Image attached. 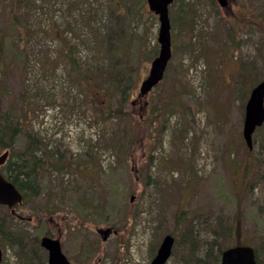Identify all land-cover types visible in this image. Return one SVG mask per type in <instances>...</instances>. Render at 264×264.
Listing matches in <instances>:
<instances>
[{"label":"rangeland","instance_id":"rangeland-1","mask_svg":"<svg viewBox=\"0 0 264 264\" xmlns=\"http://www.w3.org/2000/svg\"><path fill=\"white\" fill-rule=\"evenodd\" d=\"M231 4L174 0L172 59L141 101L159 52L147 0H0V129H19L0 154L42 159L39 195L13 218L0 206L2 264H47L44 236L75 264H150L167 235V264H216L244 244L264 264V125L251 150L243 137L264 81V0ZM128 85L135 103L118 114Z\"/></svg>","mask_w":264,"mask_h":264},{"label":"water","instance_id":"water-1","mask_svg":"<svg viewBox=\"0 0 264 264\" xmlns=\"http://www.w3.org/2000/svg\"><path fill=\"white\" fill-rule=\"evenodd\" d=\"M174 0H148L149 8L159 16L160 28L158 43L160 51L153 60L147 78L140 87L141 96L147 95L160 81H162L167 65L172 56L171 24L169 6ZM264 124V82L258 83L251 91L246 104L243 137L251 150L253 147V134ZM9 152L0 155V205L13 208L23 204V195L17 187L8 181L2 174L1 167L6 163ZM111 228L99 230L103 240H107ZM175 239L171 235L164 237L156 256L150 264H166L172 255ZM41 245L48 251V264H72L62 253L59 239L43 237ZM3 260L2 245L0 243V264ZM220 264H258L256 251L252 246L237 245L225 249L221 255Z\"/></svg>","mask_w":264,"mask_h":264},{"label":"trees","instance_id":"trees-1","mask_svg":"<svg viewBox=\"0 0 264 264\" xmlns=\"http://www.w3.org/2000/svg\"><path fill=\"white\" fill-rule=\"evenodd\" d=\"M72 63L74 65V68L76 69L78 66H77V63H75V59H72ZM76 73H78V77H81L84 74L80 71H77ZM85 79L88 82L91 81L90 76H87ZM101 91L102 90H99V91L95 90L94 96H92V100L96 102L97 100L96 97H97L99 99V104L102 106V111L105 110V112H107L106 114H104V117L107 119L113 118L112 116H114L113 115L114 111L110 107L111 104H109L110 102L108 101L109 98L107 96V93L109 94V97L111 99H112V94L109 93L108 91L106 92V90H103L102 92ZM120 93H122V101L120 102V107L115 112H117L118 114H125L123 113L125 110L124 107L129 103H132V105L133 103H135L134 100L132 101L133 99L132 86L128 85L126 87H123ZM138 98L141 101L145 99V98H140L139 96ZM129 116H131V114ZM137 132H138V129L135 128V130L133 131V134L137 135ZM18 133H19V129L17 127L16 128L3 127L2 129H0V138L2 141H3L2 134L3 135L9 134L8 143L5 144V141H3V143L5 144L4 147L2 146L3 149L12 148L14 146ZM7 145L8 147H6ZM32 149H33L32 146H28L27 148L24 149V151H21L18 153L16 152L14 153V151H11L9 159L5 167H3V170H2L5 178L9 180L10 182H12L18 188V190L23 194L24 205H26L29 200L33 199L40 193L39 192L40 184L38 181V171L41 166L42 159L37 156L36 150H32ZM9 215H11V217L13 218V215L11 214V212ZM3 227H5L4 222H1L0 232L2 231ZM0 237H2L3 239L8 238L6 237L5 234ZM221 253L222 252H219L218 262H216V264H219L220 262L219 258H220ZM256 253H257V260L259 263L258 252Z\"/></svg>","mask_w":264,"mask_h":264},{"label":"flooded vegetation","instance_id":"flooded-vegetation-1","mask_svg":"<svg viewBox=\"0 0 264 264\" xmlns=\"http://www.w3.org/2000/svg\"><path fill=\"white\" fill-rule=\"evenodd\" d=\"M213 5L215 7H218V8H222V9H229L230 7H232V4H231V0H211ZM224 3V5H223Z\"/></svg>","mask_w":264,"mask_h":264}]
</instances>
